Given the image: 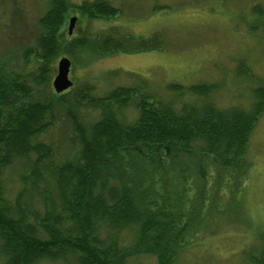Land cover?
<instances>
[{"label":"trees","instance_id":"16d2710c","mask_svg":"<svg viewBox=\"0 0 264 264\" xmlns=\"http://www.w3.org/2000/svg\"><path fill=\"white\" fill-rule=\"evenodd\" d=\"M46 9L34 42L20 57L25 67H0V261L130 264L149 255L156 264H179L196 246L190 239L203 223L221 221L200 218V206L186 205L195 179L201 204L208 199L206 170L191 160L247 177L245 154L264 115V78L248 109L208 102L217 91L208 84H171L165 100L143 79L98 96L95 84L80 81L76 69L74 87L57 93L51 80L58 56L77 62L73 52L94 53L89 47L109 56L162 51L165 43L159 33L140 40L106 34L94 38L93 46L84 35L64 39L66 33L75 36L76 30L64 34L62 26L76 15L80 27L85 19L121 17L109 0H48ZM252 14V30L264 31V0L252 1ZM127 109L134 110L135 120H126ZM4 169L13 173L5 176ZM172 171L178 190L169 197L156 186H169ZM121 245L129 247L119 251ZM254 251L246 260L264 264V244Z\"/></svg>","mask_w":264,"mask_h":264},{"label":"rangeland","instance_id":"374dc122","mask_svg":"<svg viewBox=\"0 0 264 264\" xmlns=\"http://www.w3.org/2000/svg\"><path fill=\"white\" fill-rule=\"evenodd\" d=\"M47 1L0 0V67L6 69L4 64L8 62L14 70L25 67L20 57L35 40L37 20L47 10ZM70 1L80 4L87 0ZM109 1L121 9V17L85 19L81 27L78 24L73 38L65 34L69 25L66 20L62 26L64 39L72 42L84 35L93 46L97 45L96 37L106 34L133 36L140 40L159 33L165 49L117 52L109 56L102 55L98 48L93 51L92 47L88 50L94 53L73 52L77 61L72 60L74 68L70 78L73 81V69H76L80 81L95 84V93L103 95L118 86H137L144 79L149 84L148 90L165 100L170 99L166 89L171 84L185 87L208 84L215 85L217 91L207 101L218 108L241 106L248 109L251 106L252 92L264 78V31L252 30L257 22L252 14L253 0ZM61 58L58 56L54 63L56 70ZM241 61H245L243 66L239 65ZM55 77L51 80L54 91ZM193 101L196 100L191 99ZM133 111H124L127 121L135 120ZM249 147L247 177L191 160L199 170L207 171L203 182L207 185L205 195L208 199L203 206L199 181L195 179L192 187L191 182L188 184L186 205L196 203L200 206V218L221 221L216 225L210 220L209 225L203 223L200 232L190 239L192 246H196L186 251L179 264H241L243 252L264 244V115L250 138ZM171 176L173 180L169 186L160 188L157 185L156 188L174 197L179 177L175 171ZM9 188L15 195L14 185ZM258 232L263 237L257 239ZM40 264L66 263L43 261ZM130 264H156V258L138 256L132 258Z\"/></svg>","mask_w":264,"mask_h":264},{"label":"water","instance_id":"95a60500","mask_svg":"<svg viewBox=\"0 0 264 264\" xmlns=\"http://www.w3.org/2000/svg\"><path fill=\"white\" fill-rule=\"evenodd\" d=\"M77 18H72L69 26V34L72 35L73 29L77 23ZM72 61L69 57H63L58 65L57 75L53 81L54 89L57 93H62L73 86V82L69 79Z\"/></svg>","mask_w":264,"mask_h":264},{"label":"bare ground","instance_id":"6f19581e","mask_svg":"<svg viewBox=\"0 0 264 264\" xmlns=\"http://www.w3.org/2000/svg\"><path fill=\"white\" fill-rule=\"evenodd\" d=\"M247 73H249L248 71H247ZM119 73H116V75H118ZM89 83V82H88ZM96 95H98V96H101V95H99L98 93H96ZM181 102V101H180ZM179 102V103H180ZM178 103V104H179ZM225 109H227V108H225ZM229 109V108H228ZM127 120V119H126ZM257 126V125H256ZM256 126H255V128H254V130H253V133H254V131H255V129H256ZM252 133V134H253ZM250 144V143H249ZM196 149H198V148H196ZM249 149H250V147H248V149H247V153L245 154V160L247 161V158H248V153H249ZM243 158H239V161H245ZM216 166H218L217 164H213V167H216ZM13 173V169H7V170H5L4 169V175L5 176H8L9 174H12ZM260 232H258L255 236H257L258 238L257 239H259V238H261V237H263V235H260L259 234ZM264 238V237H263ZM127 247H129L128 245L127 246H125V245H121L120 246V248H119V251H123V250H126L127 249ZM253 251H254V248H253ZM253 251H249V252H253ZM249 252H243L241 255H242V257H243V259H241V264H251L250 262H248L247 260H246V257H247V254L249 253ZM254 252H256V251H254ZM247 253V254H246ZM147 256H149V255H147ZM150 257V256H149ZM157 260V259H156ZM43 262V261H42ZM41 261L40 262H38L37 264H40V263H42Z\"/></svg>","mask_w":264,"mask_h":264},{"label":"flooded vegetation","instance_id":"af4514ba","mask_svg":"<svg viewBox=\"0 0 264 264\" xmlns=\"http://www.w3.org/2000/svg\"><path fill=\"white\" fill-rule=\"evenodd\" d=\"M77 26H78V25H76V27H75V29H74V30H76Z\"/></svg>","mask_w":264,"mask_h":264}]
</instances>
